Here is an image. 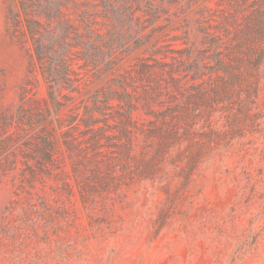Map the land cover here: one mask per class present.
Wrapping results in <instances>:
<instances>
[{"label": "rangeland", "instance_id": "1", "mask_svg": "<svg viewBox=\"0 0 264 264\" xmlns=\"http://www.w3.org/2000/svg\"><path fill=\"white\" fill-rule=\"evenodd\" d=\"M0 264H264V0H0Z\"/></svg>", "mask_w": 264, "mask_h": 264}]
</instances>
